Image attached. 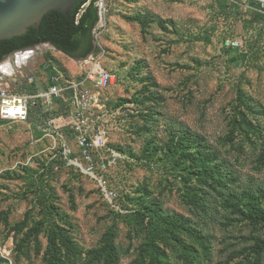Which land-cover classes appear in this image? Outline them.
Here are the masks:
<instances>
[{
  "label": "rangeland",
  "instance_id": "rangeland-1",
  "mask_svg": "<svg viewBox=\"0 0 264 264\" xmlns=\"http://www.w3.org/2000/svg\"><path fill=\"white\" fill-rule=\"evenodd\" d=\"M251 1L107 0L95 39L119 76L103 97L116 111L109 143L120 157L87 174L53 157V140L32 125L0 120V264H50L54 230L64 264H148L149 216L139 212L150 205L191 219L210 240L206 255L180 233L197 254L187 260L165 239L167 264H264L254 249L264 220L241 212L246 198L233 207L211 186V206L192 208L184 194L196 180L186 183L174 144L181 133L200 135L234 170L230 191L264 190V0ZM45 51L80 76L83 61Z\"/></svg>",
  "mask_w": 264,
  "mask_h": 264
},
{
  "label": "built area",
  "instance_id": "built-area-1",
  "mask_svg": "<svg viewBox=\"0 0 264 264\" xmlns=\"http://www.w3.org/2000/svg\"><path fill=\"white\" fill-rule=\"evenodd\" d=\"M107 4V0L97 1L100 19L93 28L95 47L82 62L79 77L47 56L48 51L32 52L0 74V119L32 125L37 137L53 140V157L92 175L108 171L121 152L109 143V116L116 111L103 97L119 76L104 66L107 50L95 39L106 26Z\"/></svg>",
  "mask_w": 264,
  "mask_h": 264
},
{
  "label": "trees",
  "instance_id": "trees-1",
  "mask_svg": "<svg viewBox=\"0 0 264 264\" xmlns=\"http://www.w3.org/2000/svg\"><path fill=\"white\" fill-rule=\"evenodd\" d=\"M97 1L79 0L68 15L52 10L45 14L39 27H30L23 36L0 40V62L13 51L40 43H50L58 50L75 58L87 57L95 47L92 31L100 19ZM251 2L255 6H260L258 1ZM172 138V142L175 141V136ZM174 144L178 146L179 152L187 161L181 169L185 174L186 183L188 184V180L193 178L196 180L194 185H186L187 191L184 194L186 202L192 208L203 210L211 206V195L207 190V187L211 186L218 192L219 197H226L227 202L233 207L240 208L239 200L242 197L246 198L249 209L242 208L241 212L255 223L264 220V208L258 204L259 198L264 200V190L255 192L253 189H247L241 195L236 191H230L229 183L235 181L234 170L218 158L217 153L206 145L200 135H194L189 131L181 133ZM62 161L65 162L63 159ZM144 210L148 212L141 209L139 213L149 216L150 236L145 246L148 264H167L168 254L160 243L167 238L175 242L187 260L197 258L193 247L180 233H186L198 241L207 255L206 251L210 242L208 235L194 225L191 219L182 214L164 213L154 205L147 206ZM64 232L60 233L62 241L66 243V246H71L70 241L67 244ZM53 233L49 263L64 264L59 252L60 248L55 242L57 231L54 230ZM254 249L257 254L264 251V240L258 241ZM114 252V249L110 248L107 255L112 257Z\"/></svg>",
  "mask_w": 264,
  "mask_h": 264
},
{
  "label": "water",
  "instance_id": "water-1",
  "mask_svg": "<svg viewBox=\"0 0 264 264\" xmlns=\"http://www.w3.org/2000/svg\"><path fill=\"white\" fill-rule=\"evenodd\" d=\"M78 1L0 0V40L23 36L30 27H39L45 14L52 10H58L68 15ZM51 48L57 49L50 43H40L32 47L13 51L0 62V71L3 67L19 61L32 52ZM92 52L85 58H73L77 61H85L90 58Z\"/></svg>",
  "mask_w": 264,
  "mask_h": 264
},
{
  "label": "bare ground",
  "instance_id": "bare-ground-1",
  "mask_svg": "<svg viewBox=\"0 0 264 264\" xmlns=\"http://www.w3.org/2000/svg\"><path fill=\"white\" fill-rule=\"evenodd\" d=\"M7 68H8V66L3 67L2 70L0 71V74H1L3 71H5Z\"/></svg>",
  "mask_w": 264,
  "mask_h": 264
}]
</instances>
